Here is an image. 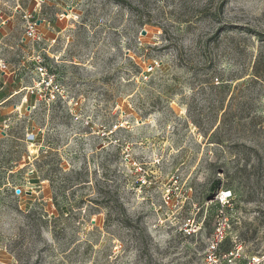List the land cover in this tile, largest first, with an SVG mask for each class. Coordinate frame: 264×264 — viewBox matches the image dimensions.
I'll return each instance as SVG.
<instances>
[{
    "label": "rangeland",
    "instance_id": "1",
    "mask_svg": "<svg viewBox=\"0 0 264 264\" xmlns=\"http://www.w3.org/2000/svg\"><path fill=\"white\" fill-rule=\"evenodd\" d=\"M116 1L0 0V264L264 253V0Z\"/></svg>",
    "mask_w": 264,
    "mask_h": 264
},
{
    "label": "built area",
    "instance_id": "2",
    "mask_svg": "<svg viewBox=\"0 0 264 264\" xmlns=\"http://www.w3.org/2000/svg\"><path fill=\"white\" fill-rule=\"evenodd\" d=\"M26 34L27 38H36L37 25L35 22L29 23ZM38 68L45 75L41 82L43 89L40 95L45 93V95L49 94L53 98L56 97V94L58 95L61 91L59 84L54 81L53 73L49 74L47 67L42 63L39 64ZM32 92L35 91L33 90ZM166 198L170 200L171 197L167 195ZM214 200L217 209L214 217L213 231L207 239L204 253L205 264H264V253H249L242 239L239 237L230 238L233 221L228 209L232 208L233 205V191L222 189L216 194ZM203 225L204 222L202 220H196L193 215H190L184 220L180 231L185 236H192L201 231ZM228 240H230V246L226 245Z\"/></svg>",
    "mask_w": 264,
    "mask_h": 264
},
{
    "label": "trees",
    "instance_id": "3",
    "mask_svg": "<svg viewBox=\"0 0 264 264\" xmlns=\"http://www.w3.org/2000/svg\"><path fill=\"white\" fill-rule=\"evenodd\" d=\"M117 3H122L123 4V1L119 0V1H116ZM259 35H262L261 33L258 32ZM216 188V184L214 186H212V189H215Z\"/></svg>",
    "mask_w": 264,
    "mask_h": 264
}]
</instances>
